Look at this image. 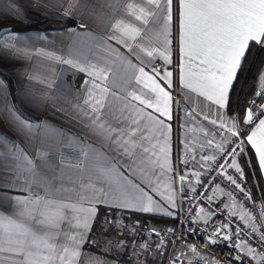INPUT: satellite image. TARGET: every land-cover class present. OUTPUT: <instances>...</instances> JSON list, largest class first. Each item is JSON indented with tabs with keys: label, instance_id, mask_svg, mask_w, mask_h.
Instances as JSON below:
<instances>
[{
	"label": "snow or ice",
	"instance_id": "1",
	"mask_svg": "<svg viewBox=\"0 0 264 264\" xmlns=\"http://www.w3.org/2000/svg\"><path fill=\"white\" fill-rule=\"evenodd\" d=\"M104 7L115 13L121 10V2L105 0ZM29 9H44L46 16L55 12L59 18L78 20L81 30L88 27L85 14L99 19L89 0H3L0 21L15 19L23 23L29 18ZM122 10L124 16L111 24L106 40L91 36L105 53L95 62L88 56L76 55L71 48L67 52L59 49V54L57 50L35 48L27 35L11 28L0 32V37L7 36L12 41L0 40V49L7 58L33 65L25 73L28 87L21 99L37 110L47 108L53 116L59 114L62 121L79 129L65 132L47 120L37 122L25 116L7 83L0 79V121L12 134L10 137L0 130V171L13 174V182H5L9 178L0 176V264H73L85 244L96 243L89 241V236L99 219V205L140 215H163L179 221L183 229L185 221L180 220L176 194L161 191V178L173 173L180 185L181 204L184 200L205 199L211 205L214 197L209 190H219L230 199L242 195L257 207L246 187L248 173L243 157L248 154L254 160L257 178L264 176V104L256 103L257 97L264 98V69L258 78L259 90L247 110L242 115L239 111L229 113L232 92L249 52L253 46L264 48V0H127ZM68 31L78 34L71 26ZM174 48L178 49L176 64ZM55 64L85 74L83 91L77 92L75 100L61 102L60 97H67L72 89L57 84V75L48 78L46 69ZM169 65L178 68V78ZM117 79L122 82L119 89L115 86ZM177 88L179 92L174 95ZM177 96L185 97V107H181ZM190 105H195L191 111L212 127L197 125L203 133L196 141L197 149L182 135V154L174 167V109L180 127L187 129L193 122ZM180 112L184 115L180 116ZM53 139L60 155L55 167L49 160ZM91 141H100L106 151L97 153L88 148ZM74 145L80 151L66 158L63 148L72 150ZM206 149L212 154L204 155ZM189 153H193L191 159L202 172L179 171V165L187 168ZM45 170L51 176L45 175ZM229 170L237 175L229 174ZM189 175L197 177L199 188L204 190L198 196L195 186L189 185L190 194L184 192ZM36 176L41 177L39 184ZM21 177L25 178L23 187ZM221 183L232 191L224 193ZM166 187L171 189V184ZM224 208L230 212L229 222L211 229L203 242L205 248L227 244L236 253L229 254L228 264H247V257L264 260V254L258 255L256 247L251 246L254 240L257 247H264V209L259 210V228L254 223L248 232L247 222L254 217L243 212L240 219L245 225L237 224L233 233L230 224L236 213L228 205ZM224 208L208 214L202 232H209V222ZM192 211L189 207L188 212ZM202 211L196 209V216L200 217ZM124 219L106 216L100 224L101 231L114 230L118 237L127 233L125 239L116 242L118 249L126 250L131 240L133 252L138 260L144 256V264H148L150 254L161 258L167 254L168 237L174 227L163 233L155 227L146 228L141 234L139 220L129 225ZM141 235L145 238L137 244L136 237ZM153 236L157 240L151 242ZM184 247L198 257L197 264H220L215 258L209 260L201 255L195 245ZM184 258L186 253H176L174 248L169 264H178Z\"/></svg>",
	"mask_w": 264,
	"mask_h": 264
},
{
	"label": "crops",
	"instance_id": "2",
	"mask_svg": "<svg viewBox=\"0 0 264 264\" xmlns=\"http://www.w3.org/2000/svg\"><path fill=\"white\" fill-rule=\"evenodd\" d=\"M89 2L90 4L94 5V9L97 15L99 16V19L90 17L89 15L85 14L83 16V19L85 24L88 25V27H86L85 29L81 30L78 28V24H79L78 20L74 21V20H66L59 18V15L55 12H52V15L46 16L44 9H39L36 11L29 9L28 10L29 18L27 21L23 23L36 22V23L44 24L46 22V24H51L54 27L21 31L20 33L23 35H27L29 37V42L35 48H44L49 51L57 50V54H59L58 51L59 49H63L64 52H67L71 48L74 50V53L76 55L88 56L93 60V62H95L96 59H101L105 55V53L101 50V47L98 46V41L92 40L91 36L92 35H96L98 37L103 36L106 40L107 32L111 24L116 19H119L122 16H124L122 6L123 3L127 2V0H120L121 10L115 13L112 12L111 9L104 7L105 0H89ZM2 8H3V0H0V9ZM53 16H55L56 18H53ZM126 19L130 20L131 18L127 17ZM9 22L21 23L19 20H15V19H4L0 21V32H3L6 28H8ZM70 22L73 23L69 24ZM68 26H71L72 28H76L78 34L76 35L70 34L68 31ZM0 40H2L4 43L12 42L7 36L0 37ZM109 43H111L115 47H119L118 45H115L114 42H109ZM120 50L123 51V49ZM173 51H174L173 64H176L178 63V49L174 48ZM32 67L33 65L28 61L8 59L6 53L2 49H0V79H2L7 83V87L11 91L12 98L15 101L16 106L21 110V112L25 116L37 122L47 120L53 127L63 129L65 132H68L70 130L79 131V129H73V126L68 124L66 121H62L59 114L53 116L52 112L47 108L37 110L34 107L29 106L28 103L24 102L21 99V93L28 87V81L25 73L31 71ZM168 68L169 70L174 71L175 75L178 78V68L174 69L173 65H169ZM46 75L48 76V78H51L52 75H57L58 76L57 84H64L71 86L72 89L71 93L67 97L61 96L60 97L61 102H63L65 99L75 100L77 92L83 91L81 89V84L86 78L85 74L77 72L75 70H68L67 65L55 64L51 68L46 69ZM115 86L117 89H119L122 86V82L119 79H117ZM37 87H39V85H37ZM53 91H55V89ZM178 92L179 89L177 88L174 95H176ZM109 99L111 98L109 97ZM177 99L180 100L181 107L182 108L185 107L184 104L185 97L177 96ZM192 107H195V105L189 106V112L191 113V119L193 122H190L187 125V129H182L180 127L181 121L176 118L175 109H174V118L172 121L173 127L171 134V160L174 167H176L178 164V159H177L178 156L182 154L181 149L183 148V145L179 143L180 139L182 138V135H186L188 139L192 141L193 148L197 149L198 145L196 141H198L203 135V133H201L197 128V125L204 124L207 127H212L208 123V121L203 120L201 115L197 114V112L191 111ZM212 107L214 111L215 106ZM204 111L207 112L208 109L205 108ZM179 115L183 116L184 113L180 112ZM229 115H234V114L229 113ZM194 128L196 130L192 131L191 129ZM0 130H2L6 135L10 137L12 136L11 132H9L7 127L3 124V121H0ZM12 138L15 139V137ZM217 140H219V137H217ZM49 147L51 151V156L49 160L52 166L55 167V165L59 164L60 161V155H57L59 146L55 142V139L52 140ZM87 147L94 148L97 153L106 151L105 146L100 141H91L88 143ZM79 151L80 148L74 145L72 150H69L66 147L63 148L62 154L66 158H68L74 156V154L78 153ZM203 154L210 155V150L206 149ZM188 155L190 162L187 168H185L183 165H179V171L181 173H183L184 171L202 172L203 169H201L200 166L191 159L193 153H189ZM44 174L51 176V172L47 170H45ZM0 176H7L9 178L5 182H13V180L11 179L13 176L12 173H5L0 171ZM261 177L264 182V176ZM24 179H25L24 177H21V181H20L21 187L24 186ZM28 179L29 182H31L32 177H29ZM40 179H41L40 176L35 177L37 184H39ZM196 183H197V177L189 175L187 177V182L185 186H189V185L195 186ZM168 184H171V189L166 187V185ZM176 185H177V180L175 178L174 173L171 174L170 176H165L161 178V191H163L165 194H167L171 190L177 196ZM33 189L36 190L35 185H33ZM156 198L158 199V197ZM0 203H3V201H0ZM176 203H177V199H176ZM227 205L230 208H232V211L236 213L235 217L238 218L245 225V221L240 219V215L241 213L246 211L237 202L231 199L227 200ZM86 206L87 205H85V207ZM98 207L108 208L104 205H99ZM118 211L121 213L130 212V211H121V210ZM154 215H158V214H154ZM158 216H163V215H158ZM247 223H248V227H251L252 224H254L253 220L248 221ZM67 243L69 244V246H71V241H67ZM84 260H82V255H81L78 258V261H74L73 264H85Z\"/></svg>",
	"mask_w": 264,
	"mask_h": 264
},
{
	"label": "trees",
	"instance_id": "3",
	"mask_svg": "<svg viewBox=\"0 0 264 264\" xmlns=\"http://www.w3.org/2000/svg\"><path fill=\"white\" fill-rule=\"evenodd\" d=\"M70 22L69 24H72ZM54 27L51 24L27 22V23H17L9 22L8 28L15 31H28L34 29L51 28ZM264 66V48L259 46H253L248 54L247 62L244 65L243 71L240 73L239 80L235 83V89L232 92V106L230 113L235 114L237 111L241 115L246 111L248 102L255 96V93L259 90V76L261 70ZM254 154V153H253ZM243 160L247 163L246 171L248 173L247 184L252 192L253 198H259L262 203V208L264 209V182L262 177L257 178L258 173L255 168L252 167L254 160L249 157L248 154L243 157ZM119 218L120 216L125 217L124 221L130 224L134 223L136 220L140 221V232L142 234V228L147 224L161 225L166 224L173 219L165 216L158 215H140L138 213L127 212L121 213L118 210L112 208L99 207V219L95 221V227L92 229L91 235L89 236V241H95V244L87 243L82 249V260L87 257H110L115 262V264H144V256L141 255L139 260L137 255L133 252L132 242L128 240L127 249H118L116 247V242L120 239H125L127 233H122L119 237L115 235L114 230L101 231V221L105 218ZM145 237L143 235L137 236V244L142 242ZM151 242H154L150 238ZM107 245H113L112 250L107 249ZM163 251V249H162ZM164 258V256H163ZM163 258L160 256H148V264H162Z\"/></svg>",
	"mask_w": 264,
	"mask_h": 264
},
{
	"label": "built area",
	"instance_id": "4",
	"mask_svg": "<svg viewBox=\"0 0 264 264\" xmlns=\"http://www.w3.org/2000/svg\"><path fill=\"white\" fill-rule=\"evenodd\" d=\"M158 63L162 64V61H158ZM252 100V99H251ZM250 100V101H251ZM249 101V102H250ZM249 102L247 104L246 110L249 106ZM257 105L264 104V98H256ZM255 111V109H253ZM210 154H212V150H210ZM229 174L233 175L234 177L237 175L234 170H229ZM220 183V181H217ZM246 187L250 190L247 182ZM195 187L198 188V192L196 195H199L200 191H204L202 188H199V185L196 183ZM177 205L179 207V210L181 211L180 220L185 221L183 229L180 226L179 221H172L167 224H161V225H152L147 224L142 228V234L144 233V230L146 228L155 227L162 231H166L169 227H174L175 231L171 234V236L168 237L169 243H167L166 246V252L167 254L164 255L163 263L162 264H169L170 257L174 254V248L175 252L179 253L181 250H183L186 253V258L182 259L178 262V264H197L198 257L194 256L191 252L188 251L185 245H195L198 252L206 256L209 260L212 258H215L220 262V264H228V257L229 254L232 253L234 256L236 253L233 252V250L224 243H219L216 245H212L210 248H205L204 246V240L207 239L208 234L210 233L211 229L213 227L219 226L222 223L229 222L228 218L230 216V212L228 208H224V205H227V200L230 199L224 195L221 194V191H216L215 193H212L211 190H209V194L213 195L214 202L209 205L205 199H197V200H184V202L181 204V198H180V185L177 180ZM221 188L223 189L224 193H227L229 191H232V188L226 185V183H221ZM184 192L186 195L190 194L189 192V186L184 187ZM235 202H237L240 206L243 204V209L251 214L254 219L253 222L255 223L256 227H260L259 222V210L262 208V203L259 198H254V201L256 202L257 207H253V204L249 201H247L246 197H243L242 195H235L234 199ZM223 201V203H221ZM189 207L193 208V211L191 213L188 212ZM224 208V211L221 213V215L214 217L211 219V221L208 224V233L202 232L201 230L205 228L204 219L207 218L208 214L216 210L217 208ZM201 208L203 211L200 213V217L196 216V209ZM195 220L196 223L190 222ZM233 222L230 224V230L231 232L235 233L237 230V224H239L241 227H244V224L236 217L232 218ZM190 225V226H189ZM248 232H251V227H247L246 229ZM183 232V235H182ZM154 241L157 240V237L153 236L151 237ZM245 240L247 241V237H245ZM171 241H176L175 244L171 243ZM253 247H256L257 254H264V247H257L255 244V241L253 240L252 245ZM246 251V249H245ZM243 255V253H241ZM201 264L203 262L201 261ZM247 264H264V260H256L252 257H247Z\"/></svg>",
	"mask_w": 264,
	"mask_h": 264
},
{
	"label": "rangeland",
	"instance_id": "5",
	"mask_svg": "<svg viewBox=\"0 0 264 264\" xmlns=\"http://www.w3.org/2000/svg\"><path fill=\"white\" fill-rule=\"evenodd\" d=\"M264 69V66L263 68ZM125 224H129V222H125ZM107 249L110 251L113 249V245H107ZM85 264H115V262L110 257H95V256H89L84 260Z\"/></svg>",
	"mask_w": 264,
	"mask_h": 264
}]
</instances>
